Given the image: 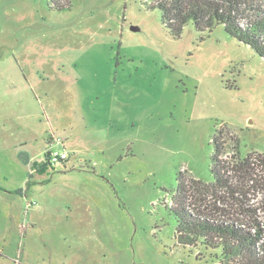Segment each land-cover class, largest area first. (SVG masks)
<instances>
[{
    "label": "rangeland",
    "instance_id": "374dc122",
    "mask_svg": "<svg viewBox=\"0 0 264 264\" xmlns=\"http://www.w3.org/2000/svg\"><path fill=\"white\" fill-rule=\"evenodd\" d=\"M171 1L0 0V264L21 248L30 264H225L179 244L184 196L264 229V185L230 172L242 207L212 187L218 134L264 179V59L221 25L174 38L156 7ZM51 147L70 159L49 165Z\"/></svg>",
    "mask_w": 264,
    "mask_h": 264
},
{
    "label": "trees",
    "instance_id": "16d2710c",
    "mask_svg": "<svg viewBox=\"0 0 264 264\" xmlns=\"http://www.w3.org/2000/svg\"><path fill=\"white\" fill-rule=\"evenodd\" d=\"M50 3V7L58 12L72 7L71 0H50ZM156 7L162 13L163 23L176 39L181 38L189 22H193L201 33L212 32L221 25L229 36L264 59V6H255L249 0H172L158 3ZM243 8L245 10L241 11ZM245 11L255 15L244 24L242 13ZM214 145L212 174L215 183L212 187L228 192L234 198L239 188L233 186L229 174L244 172V179L252 182V187L262 188L264 179L256 175L252 156L238 163L234 157L230 158L231 161L223 159L226 148L219 134L214 138ZM259 159L264 164V158ZM43 167H47V164L43 163ZM184 191L180 180L175 197ZM182 198L183 201L176 208L169 209L177 219L176 232L180 245L201 246L206 251L220 252L219 259L225 264H264V229L257 221V210L246 208L241 213L233 214L229 209L214 206L211 210L213 213L200 214L186 209L184 201L187 197ZM220 199L225 201L224 196ZM235 199L242 207L241 199L238 196ZM243 217L248 219L242 220Z\"/></svg>",
    "mask_w": 264,
    "mask_h": 264
},
{
    "label": "built area",
    "instance_id": "2783aa9c",
    "mask_svg": "<svg viewBox=\"0 0 264 264\" xmlns=\"http://www.w3.org/2000/svg\"><path fill=\"white\" fill-rule=\"evenodd\" d=\"M69 159H70V154L67 152L66 149L58 150L51 147L47 152L45 162L51 166H55L57 164H64Z\"/></svg>",
    "mask_w": 264,
    "mask_h": 264
},
{
    "label": "crops",
    "instance_id": "0c3cea01",
    "mask_svg": "<svg viewBox=\"0 0 264 264\" xmlns=\"http://www.w3.org/2000/svg\"><path fill=\"white\" fill-rule=\"evenodd\" d=\"M47 151H48V149H47ZM46 151V152H47ZM19 252V255H20V257L22 258V261L20 262L19 260L17 261V262H15V263H17V264H30L29 263V260L26 258V256H25V248H23V250H22V248L20 249V250H18ZM24 256H25V258H24Z\"/></svg>",
    "mask_w": 264,
    "mask_h": 264
},
{
    "label": "water",
    "instance_id": "95a60500",
    "mask_svg": "<svg viewBox=\"0 0 264 264\" xmlns=\"http://www.w3.org/2000/svg\"><path fill=\"white\" fill-rule=\"evenodd\" d=\"M136 30V28H134Z\"/></svg>",
    "mask_w": 264,
    "mask_h": 264
}]
</instances>
